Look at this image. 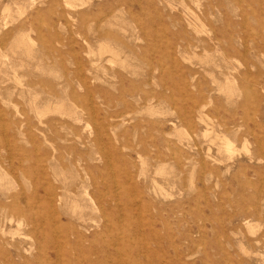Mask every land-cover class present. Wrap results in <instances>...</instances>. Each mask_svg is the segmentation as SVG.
<instances>
[{"label": "rangeland", "instance_id": "1", "mask_svg": "<svg viewBox=\"0 0 264 264\" xmlns=\"http://www.w3.org/2000/svg\"><path fill=\"white\" fill-rule=\"evenodd\" d=\"M0 264H264V0H0Z\"/></svg>", "mask_w": 264, "mask_h": 264}, {"label": "bare ground", "instance_id": "2", "mask_svg": "<svg viewBox=\"0 0 264 264\" xmlns=\"http://www.w3.org/2000/svg\"><path fill=\"white\" fill-rule=\"evenodd\" d=\"M103 48H105V47H103ZM230 147V146H229ZM228 148V147H227ZM231 148V147H230ZM7 164V163H6Z\"/></svg>", "mask_w": 264, "mask_h": 264}]
</instances>
